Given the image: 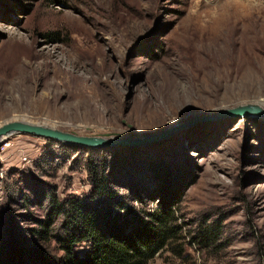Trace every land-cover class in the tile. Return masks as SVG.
Here are the masks:
<instances>
[{
	"label": "rangeland",
	"instance_id": "1",
	"mask_svg": "<svg viewBox=\"0 0 264 264\" xmlns=\"http://www.w3.org/2000/svg\"><path fill=\"white\" fill-rule=\"evenodd\" d=\"M258 102L264 0H0V124L26 120L105 138L178 128L98 154L112 163L121 193L152 194L154 160L177 165L188 181L178 212L183 255L162 252L149 264H264V120L218 117ZM3 148L0 254L13 227L61 257L62 220H51L43 241L34 231L47 219L46 195H89L92 155L28 135ZM212 225L210 245L196 235Z\"/></svg>",
	"mask_w": 264,
	"mask_h": 264
},
{
	"label": "trees",
	"instance_id": "2",
	"mask_svg": "<svg viewBox=\"0 0 264 264\" xmlns=\"http://www.w3.org/2000/svg\"><path fill=\"white\" fill-rule=\"evenodd\" d=\"M83 150L92 155L87 161L89 195L62 200L46 195L50 210L47 219L39 222V230L34 231L43 241L50 236L51 220H62L55 238L63 255L50 257L39 249L37 240H25L11 227L8 252L4 249L0 254V264H149L162 252L183 255L184 227L178 212L188 181L180 177L179 167L154 160L148 167L157 181L155 191L147 194L132 187L121 193L116 185L120 181L111 179L112 163L98 156L105 150ZM152 204L155 207L149 208ZM201 228L196 236L211 245L214 225ZM82 245L88 250L79 257L75 250Z\"/></svg>",
	"mask_w": 264,
	"mask_h": 264
},
{
	"label": "water",
	"instance_id": "3",
	"mask_svg": "<svg viewBox=\"0 0 264 264\" xmlns=\"http://www.w3.org/2000/svg\"><path fill=\"white\" fill-rule=\"evenodd\" d=\"M259 117L264 120V107L258 103L245 104L235 108H229L218 115L219 118H235L243 119L246 117ZM209 119L201 121H192L194 123L207 122ZM178 128L161 133L159 135H153L150 137H116V138H105V137H89L83 135H76L70 132L59 130L51 127L47 124H34L29 121L23 120H7L0 124V153L2 147L7 143L8 139L12 136L28 135L39 139H46L57 144H63L66 146H72L77 149H89V150H112L116 148H135L143 147L153 142L160 141L167 138L176 132Z\"/></svg>",
	"mask_w": 264,
	"mask_h": 264
},
{
	"label": "bare ground",
	"instance_id": "4",
	"mask_svg": "<svg viewBox=\"0 0 264 264\" xmlns=\"http://www.w3.org/2000/svg\"><path fill=\"white\" fill-rule=\"evenodd\" d=\"M258 104L261 105L262 107L264 106L263 102H258ZM4 146H5V145H4ZM4 146H3V147H4ZM3 147H2V149H3Z\"/></svg>",
	"mask_w": 264,
	"mask_h": 264
},
{
	"label": "built area",
	"instance_id": "5",
	"mask_svg": "<svg viewBox=\"0 0 264 264\" xmlns=\"http://www.w3.org/2000/svg\"><path fill=\"white\" fill-rule=\"evenodd\" d=\"M4 149V148H3Z\"/></svg>",
	"mask_w": 264,
	"mask_h": 264
}]
</instances>
